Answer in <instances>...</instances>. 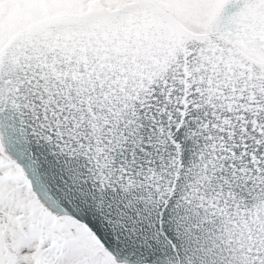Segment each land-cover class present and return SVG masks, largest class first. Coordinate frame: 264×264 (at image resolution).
I'll return each mask as SVG.
<instances>
[{"label":"snow or ice","instance_id":"6c2138e0","mask_svg":"<svg viewBox=\"0 0 264 264\" xmlns=\"http://www.w3.org/2000/svg\"><path fill=\"white\" fill-rule=\"evenodd\" d=\"M0 264H264V0H0Z\"/></svg>","mask_w":264,"mask_h":264}]
</instances>
